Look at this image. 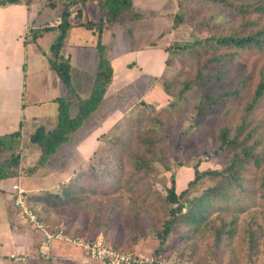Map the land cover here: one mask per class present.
<instances>
[{"label":"rangeland","instance_id":"obj_1","mask_svg":"<svg viewBox=\"0 0 264 264\" xmlns=\"http://www.w3.org/2000/svg\"><path fill=\"white\" fill-rule=\"evenodd\" d=\"M133 5L138 20L106 24L101 33V43L113 67V78L106 90L107 100L104 102V96L98 109L72 135L71 141L62 145L56 155L49 158L48 164L37 168L34 173L26 171L37 164L38 148L29 142L28 137L21 136L16 150L21 154L19 177L23 178L16 181L28 192L30 210L37 222L50 231L63 229L66 237L86 239L89 235L99 234L106 244L121 245L118 250L123 252L153 255L155 251H161L164 258L187 264H264V198L260 193L264 190L261 189L264 181V93L247 116L249 128L246 131L252 134L249 144H255L254 152L261 155V161L256 166L248 164L242 172L243 188L247 193L245 198L238 199L235 207L230 206L227 211L213 206L199 225L182 226L183 240L175 229L165 244L160 245L153 229L159 219V198L166 195L172 180L179 192L193 180L195 167L201 172L218 170L230 158L228 154L217 159L211 152L215 149L220 130L224 127L234 130L257 85L264 82V50L243 51L230 63L214 65L204 73V78L184 91L181 82L187 79L183 74L194 64L167 50L173 43H184L193 37L191 26L171 27L172 17L178 12L177 0H133ZM64 7L63 0H24L21 4L0 6V11H18L14 18L8 15L0 18L4 25H16L11 26L10 33H0V96H4L0 99V109L8 110L4 106L11 105L18 97L17 86L14 87L17 72L11 70V63L31 67L34 45L29 42V30L36 27L21 29L20 22L25 19L22 10L31 14L30 23L39 24L41 28L53 26L37 41L39 49L47 55L49 46L57 39ZM189 8H196V5H189ZM205 9L208 16L211 14L215 20H220L218 8L212 6ZM77 11L81 15L85 12V15L76 19L74 15ZM101 18L99 1L87 0L84 5L72 8L69 21L78 23L82 19L83 22L90 20L96 23ZM226 19H229L228 12ZM249 19H254V16ZM255 19L261 22L264 15ZM98 35L96 26L73 27L65 39V55H74L75 45H96ZM88 50L97 54L95 48ZM156 51L159 53L153 56ZM45 54L42 56L44 61L37 60V77L27 80V88L32 92L24 94L27 90L24 91L25 100L29 99V95L40 101L46 95L88 97L97 68L86 67L88 62L81 61L79 64L86 67L81 69L72 59L71 84L62 86L49 77L45 79L41 70L47 61ZM30 71L31 68L29 75ZM216 75L219 80L215 79ZM220 92H232L233 95L204 117L195 118V106L200 97L216 96ZM49 109L56 114L57 104L50 103ZM76 110L77 104L73 103L71 115ZM6 121V117L0 116L1 126ZM147 139L154 145L150 146ZM140 156L146 158L149 165L142 171H136V161ZM107 171L114 173L107 176ZM91 172L106 186L104 193H95V187H90L78 195L79 203L58 201L55 207L48 205L47 199L42 197L58 193L62 185L73 180L75 185L80 184L81 178L90 176ZM215 183L216 179H201L196 189L191 190L190 197L200 195ZM144 195L148 196V200L142 203ZM222 206L227 205L222 203ZM136 212L139 215L135 225L132 217ZM16 214L27 228L26 234L32 232L35 238L33 243L23 236L18 238V244L30 245L27 259H36L27 264H81L78 251L83 252L80 249L63 239H52L49 245H42L43 234L35 224L22 217L18 210L13 212L12 219L16 218ZM7 220H10L9 217L0 211V264H22L24 262L10 260V254L4 257L3 253L10 247L9 239L14 236ZM221 221L231 226L225 227L228 234L216 244L214 236L221 228ZM38 248L41 257L34 254ZM71 248L78 251H70ZM22 249L20 251L25 252L24 247ZM67 253L77 258L63 260L62 254Z\"/></svg>","mask_w":264,"mask_h":264},{"label":"trees","instance_id":"obj_2","mask_svg":"<svg viewBox=\"0 0 264 264\" xmlns=\"http://www.w3.org/2000/svg\"><path fill=\"white\" fill-rule=\"evenodd\" d=\"M23 1L0 0V6L21 4ZM86 1L63 0L65 7L60 16L62 20L58 26V36L49 46L47 62L49 67L55 72L59 83L63 86H70V58L65 57L63 54L66 35L75 26H84L86 28L96 26L99 35L95 48L99 58L93 85L89 96L84 99L73 95L72 97H59L54 100L57 104L56 127L50 131L45 130L44 127H38L29 137V142L38 148L37 164L26 171L29 174L34 173L37 168L48 164L49 158L55 155L59 147L71 141L72 135L98 109L102 102L113 78L111 61L105 51V46L101 43V33L105 25L121 24L126 21L139 19L133 0H98L102 12V18L98 22L89 21L82 24L69 21L72 8L78 4L84 5ZM177 5L178 12L172 17L171 27L172 29H177L185 25L191 26V35L193 37L184 43L175 42L167 50H170L173 55H179L183 60H191L194 64L193 68L183 74V77L187 79L181 82V87L184 91H188L200 79L204 78V73L214 65L230 63L239 57L243 51L264 50V19L261 22L255 19V17L264 15V0H177ZM189 5H196V8H189ZM52 6L50 5V7ZM204 6L218 8L220 20H215L211 14L208 16V11ZM225 11L229 13V19H226ZM253 16L254 19H249ZM75 17L76 19L82 17L81 12L77 11L74 15ZM48 29H52V27L30 29L31 37L29 42L36 43ZM200 60L202 61L200 62ZM215 79L219 80L220 78L216 75ZM263 93L264 82H261L257 85L249 104L244 108L239 123L234 130L231 131L227 127L220 130L217 144L211 153L217 159L225 158L226 155L230 154V158L221 164L222 167L218 170H206L203 172L198 171L195 167L193 180L188 182L185 189L177 192L175 182L172 180L171 187L166 190V195L163 198H159V219L153 229L160 245L165 244L175 229H178L179 237L183 240L182 226L187 228L195 224L199 225L204 220V217L210 213L213 206L218 207L222 211H227L230 210V206L235 207L238 199L245 198L247 193L243 188L242 172L248 164L252 163L256 166L261 161V155L254 152L255 144H249L252 134L251 131H246L249 128L247 116L252 112ZM232 95V92H220L216 96L202 95L195 106V118L204 117L205 114L209 113L220 103L227 102ZM73 103L77 104V110L74 115H71L70 109ZM20 139L21 133L19 131L0 137V182L17 179L19 173L21 174L19 170L21 154L16 150ZM146 141L150 146L154 145L148 139ZM145 159L142 156L137 159L136 171H142L148 167L149 162ZM112 173L114 172L107 171V176L113 175ZM206 177L207 179H216L215 185L208 186L200 195L194 198L190 197L191 190L193 188L195 190L198 182ZM81 179L82 182L80 184L75 185V180H70L71 182L67 185H62L58 193L47 194V196L42 197L47 199L48 205L55 207L58 201L62 203H79L80 196L78 195L88 191L90 187H95V193L99 191L102 193L107 189L92 172L90 176ZM261 189H264V181L261 183ZM234 192L236 200L233 201ZM260 193L261 197L264 198V190L260 191ZM26 200L29 206V195H27ZM147 200L148 196L144 195L142 203L147 202ZM11 201L15 209L20 212V208L14 205L12 197ZM222 203L227 206L223 207ZM138 215V212H136L132 217V220H135V225ZM223 221L220 223L221 228L214 236L216 244L220 243L223 236L228 234L225 227L231 226ZM98 235H89L87 238L93 241ZM119 246L121 245L116 243L112 245L117 250ZM160 253L161 251H155L153 255L159 256L161 255Z\"/></svg>","mask_w":264,"mask_h":264},{"label":"crops","instance_id":"obj_3","mask_svg":"<svg viewBox=\"0 0 264 264\" xmlns=\"http://www.w3.org/2000/svg\"><path fill=\"white\" fill-rule=\"evenodd\" d=\"M22 12L25 14V19H23V21L20 22L21 29H24V28L27 29V27H29V26L33 27V28H35V27L41 28V25H39V24L30 23L31 22L30 20H32V17H31V14H29V12L26 13L25 10H22ZM17 13H18V11H16V10H2V11H0V18L5 17L7 15L14 18V16ZM84 13L85 12H83V15H85ZM81 20H80V23H82V24L90 21V20H87L86 22H83ZM3 23H4V21L0 20V26H1L0 27V29H1L0 33L3 35L8 34L12 31L13 27H11V26L16 27V25L7 26V25H4ZM49 27L53 28V26H49ZM22 34H24V33H22ZM42 37H40L39 39H41ZM79 44H81V43H79ZM33 45H34V48H33L34 52L31 55V61H30L31 67L26 65L27 68L26 67L24 68L23 63H16V62L11 63V65H12L11 70L17 72V75H16L17 81L14 84V87L17 86L18 97L16 100L12 101L11 105L4 106L8 110L0 109V116H4L7 118V121L5 122L4 126H1V124L3 122H0V137H2L4 135L3 133H7L8 135H10L13 132L19 131L21 133L22 137L26 136L29 138L38 127H44L45 130L50 131L53 128H55L57 125V112L55 114L54 112L50 111V109H49L50 103H53L57 96L53 97V96L46 95L45 99L40 101L38 99H32L30 97V95L27 97L29 99L25 100V97L23 95L24 91H26V90L27 91L24 94H31V92H32L31 89L29 90V88H27V80H28V78L33 80L32 76H34V78L37 77L36 76V72H37V68H38V61L37 60L44 61L42 56H44L43 54H45V52H42L39 49L40 47L38 46L37 42L33 43ZM94 46H96V45L92 44L91 47L82 46V45H75L76 50H75L74 55H72L70 53V54H68V56H66L65 52H64L65 48L63 50V54L65 55V57L70 58V64H71V60L73 59V63L77 64L76 66H79V68H81V69H86V67L92 68V66L94 68L95 67L97 68L98 59L96 60V56L98 55V53L96 54L94 50L93 51L88 50L90 48H95ZM27 48H29V47H25V48L23 47V49H27ZM39 50H40V52H39ZM95 50H96V48H95ZM35 51L38 54H40L41 57H39L35 53ZM96 52H97V50H96ZM77 53L79 54L80 57H78ZM158 53L159 52L156 51L153 56L157 55ZM35 56H37V59ZM46 57H47V55H46ZM98 58H99V56H98ZM81 61L82 62L83 61L88 62L86 67H83L82 64H79ZM29 68L32 69V71H30V73H31L30 75H29ZM49 69H51V68L49 67L48 62L46 61L45 67H41V70L43 71V75H44L45 79L47 77H49L51 81L54 80L55 83L57 84L58 80L56 78L55 73L51 72V70H49ZM95 72H96V70H95ZM95 72H94V74H95ZM93 78H94V75H93ZM24 85H26V87ZM60 85H62V84H60ZM92 85H93V81H92ZM91 88H92V86H91ZM90 91H91V89H90ZM89 94H90V92H89ZM106 94H107V92H106ZM106 94H105V100L103 99L104 102L107 100ZM72 96H68V97H72ZM2 98H4V96L1 95L0 99H2ZM57 98H59V97H57ZM88 119H86V120H88ZM47 126H51L52 129H48ZM58 149H60V147ZM55 155H56V153H55ZM22 178L23 177H19L17 179H9V180H4V181L0 182V211H2L4 214H6L9 217L10 220H7L8 222L6 221V223L8 224L9 227L12 228V232L14 233L13 238L9 239L10 247H8L6 249L7 252L3 253L5 255V256L3 255L4 257H6L9 254L16 253V252H20V253L28 255V253H29L28 246H30V245L18 244V242H19L18 238L23 236L28 241H30L31 243H33V240L35 239L32 232L30 234H26L28 232V230H26L27 228H25V226H23L22 222L20 220H18V219H20L18 214L15 215L17 219L16 218L12 219V217H11V216L14 217L13 212L17 211L15 209V207L13 206V203L11 201V186L13 184H18L16 180H19ZM20 186L23 187L22 185H20ZM23 188H25V187H23ZM37 238L39 239V237H37ZM11 240H13V242ZM39 242H41V236H40ZM38 244L39 243H37L36 246H38ZM22 247H24L25 252L20 251V250H23ZM12 249H14V250H12ZM70 251H78V250L75 248H71ZM40 252H41V250L38 248L34 251V254L39 255ZM78 252L80 254L79 260L81 263V259L84 257V253H81L80 251H78ZM67 254L68 255L62 254L63 260L77 258L76 256L75 257L71 256L72 254H70V253H67ZM39 257H41V255H39ZM30 260H36V259H35V257H33L32 259H31V257H29V259L22 264H27Z\"/></svg>","mask_w":264,"mask_h":264},{"label":"built area","instance_id":"obj_4","mask_svg":"<svg viewBox=\"0 0 264 264\" xmlns=\"http://www.w3.org/2000/svg\"><path fill=\"white\" fill-rule=\"evenodd\" d=\"M27 191L19 186L13 184L11 186V197L14 205L20 208L22 217L28 218L30 222L35 224L36 229L43 234L42 245H49L52 239L65 240L71 246L80 249L84 253L81 259V264H90L94 261H101L103 264H187L176 260L166 259L163 255H141L134 252H123L106 244L102 235H98L93 241L78 236L64 235V230L50 231L43 224L37 222L34 214L28 206ZM10 260L15 262L27 261V254L20 252L12 253L9 256Z\"/></svg>","mask_w":264,"mask_h":264},{"label":"clouds","instance_id":"obj_5","mask_svg":"<svg viewBox=\"0 0 264 264\" xmlns=\"http://www.w3.org/2000/svg\"><path fill=\"white\" fill-rule=\"evenodd\" d=\"M20 186V185H19ZM25 189V188H24ZM26 190V189H25ZM27 191V190H26ZM135 253V252H134ZM142 255V254H141Z\"/></svg>","mask_w":264,"mask_h":264}]
</instances>
